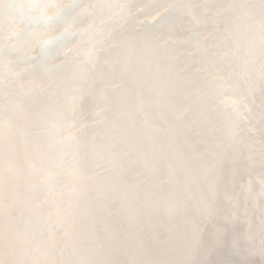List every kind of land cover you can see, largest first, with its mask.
Returning <instances> with one entry per match:
<instances>
[{"label": "snow or ice", "instance_id": "6c2138e0", "mask_svg": "<svg viewBox=\"0 0 264 264\" xmlns=\"http://www.w3.org/2000/svg\"><path fill=\"white\" fill-rule=\"evenodd\" d=\"M0 264H264V0H0Z\"/></svg>", "mask_w": 264, "mask_h": 264}, {"label": "bare ground", "instance_id": "6f19581e", "mask_svg": "<svg viewBox=\"0 0 264 264\" xmlns=\"http://www.w3.org/2000/svg\"><path fill=\"white\" fill-rule=\"evenodd\" d=\"M138 2L148 3V2H153V0H138Z\"/></svg>", "mask_w": 264, "mask_h": 264}]
</instances>
